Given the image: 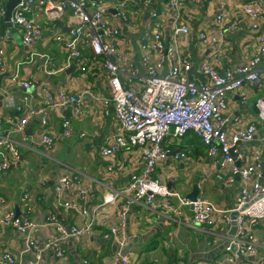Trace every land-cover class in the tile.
I'll return each mask as SVG.
<instances>
[{
    "label": "crops",
    "instance_id": "1",
    "mask_svg": "<svg viewBox=\"0 0 264 264\" xmlns=\"http://www.w3.org/2000/svg\"><path fill=\"white\" fill-rule=\"evenodd\" d=\"M104 1L101 7L103 15L121 30L118 45L122 51L129 53L136 65L142 63L144 55L141 47L143 36L151 35L155 28L161 26L165 39L171 38L175 19L171 13H167L170 0ZM251 1L225 0L230 17L237 19L239 25L227 32L221 43L207 45L199 40L198 33L215 24L217 1L182 0L181 22L189 26L191 34L187 43L178 42L177 46L181 51L192 53L193 77L202 78L199 72L201 63H211L224 71L236 68L257 54L261 37H264V20L258 30L251 29L239 10L240 5ZM1 2L4 4L7 1ZM122 2H126L128 10L126 19L115 14ZM154 10L160 13V19L152 16ZM35 11L40 14L43 33L31 46L23 43L22 33L16 27L10 29L6 26L4 16L0 19L3 34L1 44L5 49L4 70L0 72V136L11 130L22 115L16 108L7 105L9 98L19 103L27 93L33 105L43 103V95L36 91L25 92V89L15 85L17 78L31 82H36L38 78L40 83H46L55 90L88 93L82 103L81 116L76 117L73 112L71 115L70 107L47 109V129L51 133L61 134L65 117L72 119L75 130L72 137L61 138L53 149L46 150L36 140L43 131L37 116L30 118L25 135L13 131L11 139L19 156L15 157L9 148L4 149L11 164L0 174V220L13 208L19 216L35 221L38 225L31 230V236L37 242L38 250L24 251L25 237L10 224L0 225V249L11 251L20 264H120L115 259L119 245L110 228L119 222L117 211L128 195L121 193L110 203L103 202L107 196L116 195V192L124 189L134 175L141 174L144 162L136 147L123 148L110 156L102 153V148L109 146L120 132L115 109L102 103L104 98L111 95L104 74L88 70L84 75L78 64L72 62L70 66L77 64L74 71L67 72L68 67L55 73L52 78L41 67L42 55L48 56L57 68L66 66V50L56 37L60 34L66 36L69 28L77 23L76 17L66 10L61 19L50 20L40 8L35 7ZM81 50L84 54L88 53L83 46ZM34 53L36 56L31 60ZM157 57L153 55L152 61ZM257 67L261 73L260 82L245 85L240 91H228L223 110L228 132L246 128L258 121L253 140L238 144L242 164L251 162L256 153L264 154V125L258 120L255 105L256 100L264 95V60ZM167 69L165 65L164 70ZM241 92L248 97L245 102L240 96ZM164 147L170 151V157L156 168L155 178L187 199L198 184L201 191L197 198L211 200L225 209L235 207L242 183L238 178L232 184L222 179L229 174L232 166L221 167V154L208 156L201 138L194 132L181 138L171 133L166 137ZM179 153H184L185 157L175 159L174 155ZM64 173L74 174L93 189V196L88 202V218L94 221V227L80 240L61 234L58 245L64 255L60 258L54 248L47 246L51 236L56 234L55 225L50 223L51 216H55V220L67 229L85 221L76 211L62 206L54 189L55 182ZM42 178L47 180L45 184ZM25 194L30 195L28 205L23 200ZM71 196L66 194L63 198ZM156 204V211L146 208L142 202L133 201L130 205L126 227L128 245L123 253L132 264H228L229 255L232 264H264V219L252 226L246 222V227L257 238V253L233 256L225 250L229 238L233 236L232 223L223 221L214 227L199 224L194 221L193 207L179 203L175 197L172 198L174 210L168 213L162 198H158Z\"/></svg>",
    "mask_w": 264,
    "mask_h": 264
},
{
    "label": "built area",
    "instance_id": "2",
    "mask_svg": "<svg viewBox=\"0 0 264 264\" xmlns=\"http://www.w3.org/2000/svg\"><path fill=\"white\" fill-rule=\"evenodd\" d=\"M216 1L218 7L215 24L212 28L198 33V38L203 44L221 43L227 32L239 25L237 19L230 17L225 0ZM104 3V0H18L11 22L14 28L22 33L23 43L31 46L43 33L39 21L40 14L35 11V7L44 11L50 20L61 19L66 10H70L77 23L69 28L66 36L60 34L56 37L66 50V66L57 68L48 56L42 55L43 71L54 75L70 67L74 62L84 75L88 70H96L107 77L111 95L104 98L102 103L115 109L120 132L109 146L102 148V153L104 156H110L123 148L136 147L144 162L141 174L134 175L124 189L116 192V195L107 196L103 202L108 204L121 193L128 195L117 211L119 222L110 228L119 245V252L115 255L116 261L120 264H132L123 253L128 245L127 216L132 202H142L146 208L156 211L158 208L156 200L162 198L168 213L174 210L173 197L179 203L193 207L194 221L199 224L213 227L223 221L229 224L233 221L232 213L237 212L235 221L238 229L236 234L229 238L225 250L233 256L256 254L258 241L253 231L246 227V222L252 226L264 219V154L256 153L251 162L242 164L238 144L253 140L258 130V121L252 122L246 128L228 132L227 118L223 110L226 107L228 91H240L245 85L260 82L261 73L257 66L264 60V37H261L257 54L247 62L224 71L204 62L199 65L202 78H195L191 73L194 68L192 53L181 51L177 46L178 42L187 43L191 34L189 26L181 22L182 0H170L167 9V13H171L175 19L170 35L172 39H165L161 26L155 28L151 35L143 36L141 47L144 55L139 65L131 60L129 53L120 49L118 40L121 30L103 15L101 7ZM4 4L0 0V19L5 15ZM116 10L119 18L128 17L126 2L120 3ZM239 10L246 17L251 29L260 28L264 20V0L244 3L239 6ZM152 16L156 20L160 19L157 10L152 12ZM2 39L3 34L0 30V72L4 70L5 49L1 44ZM82 46L88 50L87 54L82 52ZM155 54L158 57L152 61ZM31 56L32 60L36 53ZM165 65L168 66L166 71ZM14 82L25 89V92L33 88L38 94L43 95V103L39 106L33 105L31 96L27 93L19 103L14 99H8L7 105L16 108L22 115L17 118L11 130L0 136V174L11 164V159L5 154L4 149L9 148L15 157L19 156L11 139L13 131L25 135L30 118L37 116L40 118L43 131L36 140L38 144L44 145L46 150L53 149L61 138L72 137L75 130L72 119L65 117L62 121L61 134L51 133L47 129L49 125L47 109L70 107L73 115L81 116L82 103L88 93L55 90L40 81L35 83L17 78ZM240 96L244 102L248 98L245 92H241ZM255 105L258 120L264 125V95L256 100ZM189 132H194L201 138L208 156L222 155L221 167L232 166L229 174L222 177L224 181L232 184L236 178L240 179L242 186L234 208L225 209L205 198H197L194 201L184 198L154 177L156 168L170 157V151L164 147L166 137L173 133L176 138H181ZM184 157V153L174 155L175 159ZM41 180L43 184L47 182L45 178ZM54 189L61 199L62 206L76 211L85 220L82 224L72 226L69 231L55 220V216H51L50 223L55 225L56 234L51 236L47 246L54 248L56 254L62 258L64 252L58 245L61 234L80 240L94 227V221L88 218V202L93 196V189L72 173L59 176ZM66 194L72 196L65 199L63 196ZM23 200L28 205L30 195L25 194ZM1 224L12 225L25 237L24 251L38 250V244L31 236V230L38 225L35 221L26 216H19L15 209L10 208L6 216L0 220ZM227 263L232 264L230 255L227 256ZM0 264L20 263L11 251L0 249Z\"/></svg>",
    "mask_w": 264,
    "mask_h": 264
},
{
    "label": "water",
    "instance_id": "3",
    "mask_svg": "<svg viewBox=\"0 0 264 264\" xmlns=\"http://www.w3.org/2000/svg\"><path fill=\"white\" fill-rule=\"evenodd\" d=\"M17 3H18V0H8L7 2H5V15H4V20H5L6 26L8 28H10V29L11 28H14V26H13V24L11 22V19H12L13 12H14V9H15ZM115 14H117V10H115ZM76 68H77V66L74 64V65L70 66L67 69V72L74 71ZM47 76L53 78V75H48L47 74ZM39 81H40V79L37 78L35 83H37ZM29 91L30 92H33L34 90H33V88H31ZM69 110L71 111V115H72V108H69ZM171 153L174 154V152H171ZM200 191H201V189L199 188L198 184H196L194 186V190H193L192 194H189L188 195V198L190 200H192V201L196 200L198 194L200 193ZM237 215H238L237 212H233L232 213V219H233V221H232V232H231L232 235H235V233L237 232V229H238L237 223L235 221V218L237 217ZM68 230L70 231V229H68ZM130 246H131V244H129L128 247H130ZM125 251H127V250L125 249ZM240 256H243V255L241 254ZM249 257H251V256H249Z\"/></svg>",
    "mask_w": 264,
    "mask_h": 264
},
{
    "label": "trees",
    "instance_id": "4",
    "mask_svg": "<svg viewBox=\"0 0 264 264\" xmlns=\"http://www.w3.org/2000/svg\"><path fill=\"white\" fill-rule=\"evenodd\" d=\"M0 28H1V25H0ZM3 28H4V26H3Z\"/></svg>",
    "mask_w": 264,
    "mask_h": 264
}]
</instances>
